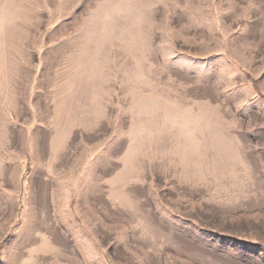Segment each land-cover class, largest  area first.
I'll use <instances>...</instances> for the list:
<instances>
[{
	"label": "rangeland",
	"instance_id": "rangeland-1",
	"mask_svg": "<svg viewBox=\"0 0 264 264\" xmlns=\"http://www.w3.org/2000/svg\"><path fill=\"white\" fill-rule=\"evenodd\" d=\"M0 264H264V0H0Z\"/></svg>",
	"mask_w": 264,
	"mask_h": 264
}]
</instances>
